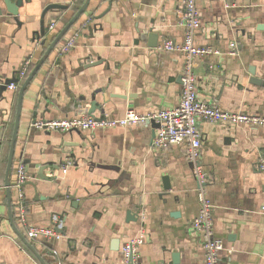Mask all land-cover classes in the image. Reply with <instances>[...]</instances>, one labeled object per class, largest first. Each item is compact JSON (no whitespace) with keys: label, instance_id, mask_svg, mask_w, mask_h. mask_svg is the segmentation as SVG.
Segmentation results:
<instances>
[{"label":"crops","instance_id":"obj_1","mask_svg":"<svg viewBox=\"0 0 264 264\" xmlns=\"http://www.w3.org/2000/svg\"><path fill=\"white\" fill-rule=\"evenodd\" d=\"M80 2L23 0L12 15L0 0V78L18 82L29 58L30 74ZM52 3L66 7L45 14L42 33L43 11ZM197 4L196 44L220 51L196 62L199 98L228 112L264 116V0ZM183 11L184 0H90L24 93L10 175L12 222L5 176L20 87L0 92V264H41L13 225L47 264H132L124 261L122 246L141 226L147 231L141 264H206L201 240L190 230L200 208L194 168L206 176L215 236L225 243L221 264H264V128L199 121L202 147L194 164L184 146L156 149L157 128L148 122L94 132L32 127L36 119L85 116L80 110L91 107L94 95L110 119L128 109L150 114L177 107L185 55L158 52L150 36L156 34L158 45L183 42ZM76 33L74 47L62 52ZM232 42L235 53L229 52ZM91 62L97 64L81 69ZM67 159L74 163L63 172ZM21 162L30 176L23 202L13 189ZM41 165L57 179L40 180ZM54 223L59 240L27 238L28 228Z\"/></svg>","mask_w":264,"mask_h":264},{"label":"built area","instance_id":"obj_2","mask_svg":"<svg viewBox=\"0 0 264 264\" xmlns=\"http://www.w3.org/2000/svg\"><path fill=\"white\" fill-rule=\"evenodd\" d=\"M91 19H87L81 26L86 28ZM182 25L185 28V38L183 42H177L171 39L163 40L157 45L158 52H176L180 51L185 55L184 67L182 72V91L180 102L177 107L172 109L160 110L150 114H140L133 109H128L125 115L118 119L92 116H76L60 119H36L32 127L41 131H91L98 129L127 127L130 125L142 124L151 120L159 124L154 139L156 149L164 150L171 146H184L187 149V158L195 164V160L200 154L202 147V137L198 128L199 121L210 122L214 124L248 125L251 127L264 128V116L249 115L246 113L228 112L216 104L208 103L199 98L196 89V75L194 69L199 58L211 55H218L220 51L211 46H198L195 41L197 30L200 28V9L197 0H184V11L182 14ZM55 23H51L50 29H54ZM78 33L68 39L62 46V52H68L76 43ZM237 44H230V53H235ZM32 68L31 59H27L19 71L18 82L7 85V89L17 91L20 83L27 78ZM6 85V80L0 78V87ZM72 159H67L63 172L73 165ZM264 169V165L260 167ZM194 175L198 184V200L200 204L199 213L190 225L192 233L201 240L202 248L205 252L206 264H221V254L226 250L223 239L217 238L214 231V221L212 216L213 204L206 195L205 184L206 176L194 168ZM16 178L13 183V189L17 193L18 200L23 202L24 186L29 180L25 164H18L15 170ZM22 211L25 210L21 204ZM144 212L140 218L144 219ZM27 238L30 240H59L60 234L57 223L51 226H33L27 229ZM147 240V231L143 226L140 227L134 237L128 240L122 246V256L125 262L132 264H141V247ZM232 250H228L231 253ZM58 255L57 251L53 252ZM60 263V262H59Z\"/></svg>","mask_w":264,"mask_h":264},{"label":"water","instance_id":"obj_3","mask_svg":"<svg viewBox=\"0 0 264 264\" xmlns=\"http://www.w3.org/2000/svg\"><path fill=\"white\" fill-rule=\"evenodd\" d=\"M5 1H6L8 12L11 13L12 15H18V8L22 5L23 0H18L15 4H13L10 0H5ZM89 3H90V0H85L83 5L78 9V11L74 14V16L66 23V25L63 27V29L57 34V36L54 38L53 42L50 44V46L45 51V53L42 56V58L39 61V63L35 66V68L32 70V72L29 74V76L26 78V80L20 86L19 93H18L17 109H16L15 127H14V131H13V135H12L10 152H9V157H8V162H7L6 176H5V187H6L7 197H8L9 216H10V221L11 222L13 221V219H12V209H11L12 190H11L10 175H11L12 167H13V159H14L16 141H17V137H18L20 115H21V111H22V101H23L24 93L26 91L27 86L30 84V82L32 81V79L34 78V76L36 75L38 70L40 69V67L44 64V62L49 57L50 53L59 45V43L63 40V38L68 33V31L72 28V26L86 12V10H87V8L89 6ZM65 7L66 6L52 3V4H49L44 9L43 15H42L43 19L41 21V32L42 33L45 32V28H44V17H45V14L51 9H65ZM150 38L155 39L150 44V47L156 48L157 45H158L156 34L151 35ZM96 64H97V62H91V63L83 66L81 69L87 68V67H90V66H94ZM251 73L254 75L255 72H254L253 69H251ZM13 82H17V80H7L6 81V85L2 86L0 88V92L6 91L7 90V85L10 84V83H13ZM253 82L262 83V81L257 79V78H254ZM104 104H105V102H104ZM103 109H104L103 105L101 103L97 102L96 97L94 95L91 98V107L88 108V109L80 110V114L81 115H85V116L96 117L95 116L96 111H100L101 112V114H100L101 116L100 117H104ZM148 124H151L154 129L159 127V124L156 123V121H154V120L149 121ZM191 166L194 167V164H191ZM47 168H48V166H42V165L38 167V173H37L38 178L40 180L44 181V182L55 181L57 179V176H48V175L44 174ZM52 169H57V168L53 166ZM70 198L73 199L74 196L71 195ZM74 202L76 203V201L71 202L72 206H74V204H75ZM176 215H178V213ZM128 218L136 220V217L133 216L131 211L128 212ZM13 228H14L15 232L17 233V235L24 242V244L36 256V258L39 260V262L41 264H47L42 259V257L38 254V252L34 249V247L28 242V240L24 236H22V234L20 232H18L16 230L14 225H13ZM174 257L178 258V255L176 254Z\"/></svg>","mask_w":264,"mask_h":264},{"label":"trees","instance_id":"obj_4","mask_svg":"<svg viewBox=\"0 0 264 264\" xmlns=\"http://www.w3.org/2000/svg\"><path fill=\"white\" fill-rule=\"evenodd\" d=\"M83 1H84V0H81V2L79 3V5H78V6H81V5H82V3H83ZM78 9H79V7H76V8H75V11H78Z\"/></svg>","mask_w":264,"mask_h":264}]
</instances>
